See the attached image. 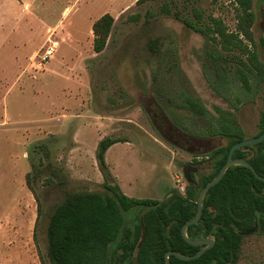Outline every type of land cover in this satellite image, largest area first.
Wrapping results in <instances>:
<instances>
[{
	"label": "rangeland",
	"instance_id": "374dc122",
	"mask_svg": "<svg viewBox=\"0 0 264 264\" xmlns=\"http://www.w3.org/2000/svg\"><path fill=\"white\" fill-rule=\"evenodd\" d=\"M235 6L234 0H0V264H50L46 226L65 191H105L95 158L102 137L125 140L105 153L110 182L130 197L163 200L184 192L181 169L190 158L228 143L218 131L223 126L255 135L264 74L247 72L245 87L238 68L249 67L246 56L186 23L196 20L195 7L202 26L213 16L234 31ZM251 10L249 47L264 63V0H252ZM106 12L114 23L96 53L92 22ZM189 99L205 112L193 111ZM48 162L64 168L66 183L47 181ZM210 165L200 166L207 173ZM136 213L123 212L127 225ZM235 264H264V231L242 238Z\"/></svg>",
	"mask_w": 264,
	"mask_h": 264
},
{
	"label": "trees",
	"instance_id": "16d2710c",
	"mask_svg": "<svg viewBox=\"0 0 264 264\" xmlns=\"http://www.w3.org/2000/svg\"><path fill=\"white\" fill-rule=\"evenodd\" d=\"M146 1L148 0H136V3ZM234 2V31H229L219 18L213 16L209 24L202 26L201 13L195 7L196 20L186 23L218 41L223 50H238L246 56L249 67L245 64V70L238 68V76L242 84L248 87L247 72L254 69L255 73L262 77L264 63L258 61L257 53L249 47L254 43L251 31L254 20L252 0ZM163 9L170 11L167 6ZM113 23L114 17L108 12L93 21L94 52L99 53L106 47ZM261 44L264 47V38H261ZM188 103L193 111L199 114L205 112L197 101L189 99ZM218 131L228 137L229 141L210 154L211 170L197 178L192 177L193 184L187 186L185 193L173 190L163 200L130 197L122 192L119 185L110 182L112 175L105 160V153L114 143L125 140L113 136L102 137L97 143L95 158L104 178L105 191H65L62 200L49 214L46 226V257L50 264H165L164 255L168 250L185 255L194 254L201 246L189 244L181 235V227L195 216L198 193L216 176L226 160L230 146L245 138L244 132L230 123ZM263 131L264 108L260 114L256 135ZM44 146L37 144L35 148L49 156V151ZM249 147L258 148L248 161L258 174L264 176V140L235 150L233 156H244L243 153L248 152L244 149ZM30 155L32 159L31 152ZM31 164L33 168L37 167L34 161ZM46 165L50 170L47 179L49 183H66L64 168L51 162ZM32 173H26V185L34 194L37 213L40 216L42 207L32 185ZM131 209H136L137 213L132 224L127 225L123 212ZM255 221L259 230L264 231V181L257 178L247 166L231 165L222 178L207 190L199 220L187 227V235L191 239L201 240L207 235H213L214 244L196 258L180 259L171 254L170 263L235 264L241 240L248 235L240 234L239 231L251 228ZM143 229L144 239L138 247Z\"/></svg>",
	"mask_w": 264,
	"mask_h": 264
},
{
	"label": "water",
	"instance_id": "95a60500",
	"mask_svg": "<svg viewBox=\"0 0 264 264\" xmlns=\"http://www.w3.org/2000/svg\"><path fill=\"white\" fill-rule=\"evenodd\" d=\"M264 140V131L261 132L259 135L257 136H253V137H246L238 142H235L233 143L230 148H229V151H228V154H227V158H226V161L224 162V164L220 167L218 173L216 174V176H214L211 180H209L199 191L198 193V197H197V209H196V213H195V216L185 222L182 227H181V235L182 237L191 245H194V246H201L194 254H191V255H185V254H182L180 252H177L175 250H168L164 257H165V264H171L170 263V260H169V255L173 254L175 256H177L178 258L180 259H191V258H196V257H199L204 251H206L207 249H209L213 244H214V236L213 235H207L205 236L203 239L201 240H193L191 239L190 237H188L187 235V227L190 225V224H194L196 223L200 216H201V213H202V202H203V199L205 197V194L207 192V190L213 186L214 184H216L221 178L222 176L224 175L226 169L231 166V165H244V166H247L249 167L253 174L264 181V176H261L260 174H258L255 169L253 168V166L248 162L247 159L245 158H234L233 157V153L235 150L237 149H241L243 146H246V145H253V144H256V143H259L261 141ZM185 176H187L188 178V173L187 171H185ZM254 230V227H252L251 229L249 230H246V231H241L240 234H248L250 232H252ZM144 229H143V232H142V235H141V238L138 242V247L141 245L142 243V240L144 239Z\"/></svg>",
	"mask_w": 264,
	"mask_h": 264
},
{
	"label": "flooded vegetation",
	"instance_id": "af4514ba",
	"mask_svg": "<svg viewBox=\"0 0 264 264\" xmlns=\"http://www.w3.org/2000/svg\"><path fill=\"white\" fill-rule=\"evenodd\" d=\"M261 14H262V17H263V19H264V11H263V10L261 11ZM263 30H264V22H263ZM256 75L258 76L259 79H261V76H260L257 72H256ZM263 99H264V98H263ZM256 133H257V132H256ZM256 133H255V135H253V136H257ZM258 135H259V134H258ZM253 136H251V137H253ZM245 138H246V137H245ZM215 149H216V148H215ZM215 149H213V150H211L210 152L206 153L205 156H200L199 154H197V155H195L193 158H190V159L184 164V166H183L182 169H181V175H182V178L185 180L186 185H185V187H183V186L181 187V188L184 190V192H180V193H185L187 186H190V185L193 184L192 177L197 178L198 176H200V175H202V174H206V173L203 172V167L200 166L203 160H209V161L211 162V165H210V166H211V168H212V158H211L210 154H211ZM257 149H258V148H256V147H249V148H247V149H244V151H248V152H247V153H243L244 156H242V157H238V158H245V159L248 160L249 157H251V156L253 155L254 151H256ZM187 150H189L190 154H194V147H188ZM228 151H229V150H228ZM227 154H228V153H227ZM233 157H234V156H233ZM226 158H227V157H226ZM234 158H237V157H234ZM225 161H226V160H225ZM248 162H249V161H248ZM185 171H187V173H188V178H187V176H185ZM207 173H208V172H207ZM252 227H254V230H253L252 232H255V231L259 230L256 221L253 223ZM252 227H251V228H252ZM251 228H249V229H251ZM249 229H247V230H249ZM245 231H246V230H245ZM240 232H241V231H239V233H240ZM252 232H250V233H252ZM250 233H248V234H250Z\"/></svg>",
	"mask_w": 264,
	"mask_h": 264
},
{
	"label": "built area",
	"instance_id": "2783aa9c",
	"mask_svg": "<svg viewBox=\"0 0 264 264\" xmlns=\"http://www.w3.org/2000/svg\"><path fill=\"white\" fill-rule=\"evenodd\" d=\"M55 43H53L52 46H50L48 49L45 50V53L42 56L43 59L46 58V57H49L52 54V51L54 50V46L56 45Z\"/></svg>",
	"mask_w": 264,
	"mask_h": 264
},
{
	"label": "crops",
	"instance_id": "0c3cea01",
	"mask_svg": "<svg viewBox=\"0 0 264 264\" xmlns=\"http://www.w3.org/2000/svg\"><path fill=\"white\" fill-rule=\"evenodd\" d=\"M109 13V12H108ZM97 19V18H96ZM93 23V22H92Z\"/></svg>",
	"mask_w": 264,
	"mask_h": 264
}]
</instances>
